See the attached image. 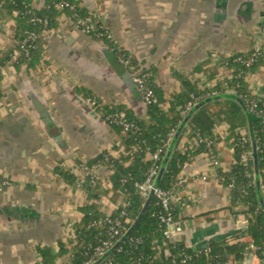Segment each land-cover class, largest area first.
Listing matches in <instances>:
<instances>
[{
    "label": "crops",
    "instance_id": "obj_1",
    "mask_svg": "<svg viewBox=\"0 0 264 264\" xmlns=\"http://www.w3.org/2000/svg\"><path fill=\"white\" fill-rule=\"evenodd\" d=\"M81 6L130 51L133 59L158 68L157 82L167 96L179 89L172 71L191 73L198 62L208 58L226 59L234 52L264 48V0H79ZM44 0H34L40 8ZM16 23L6 19L0 25V53L17 45ZM43 62L20 69L12 59L3 67L0 83V264H37L38 248L56 247L72 239L73 226L80 219L78 206L90 203L80 186H72L56 174L59 165L71 167L119 146L128 151L123 136L99 114L95 102L79 92L87 87L104 103H126L145 107L136 92L132 74L118 63L110 46L82 32L67 14L56 28L42 33ZM103 48L113 52L112 64ZM129 72L123 77L125 72ZM232 76L219 66L217 79ZM216 79V80H217ZM249 90L264 99V65L248 77ZM36 100V101H35ZM38 102V103H37ZM44 108L47 120L41 114ZM214 111L219 107L214 106ZM94 112V113H93ZM93 113V114H92ZM251 126L244 128V134ZM220 137L214 143L218 164L209 153L187 163L172 189L175 214L183 231L175 238L187 248L198 250L210 241H236L243 231L244 216L231 207L230 189L220 182L217 171H231L234 138L226 122L217 124ZM179 130L177 135H179ZM189 129L180 140L188 144ZM116 156L117 150H112ZM102 181H109L111 170L96 165ZM78 175V173H77ZM104 197V211L110 215L124 202L120 191ZM164 242V241H163ZM69 260L67 255L60 261ZM222 264H264L251 245Z\"/></svg>",
    "mask_w": 264,
    "mask_h": 264
},
{
    "label": "trees",
    "instance_id": "obj_2",
    "mask_svg": "<svg viewBox=\"0 0 264 264\" xmlns=\"http://www.w3.org/2000/svg\"><path fill=\"white\" fill-rule=\"evenodd\" d=\"M72 5L75 6L72 8ZM63 14L79 23L81 29L90 26V35L110 46L118 57L129 59L130 63L126 69L132 75L140 73L145 85L154 90L156 101L145 102L135 84L139 99L145 107V116H142L140 108L126 103H104L99 97L93 96L87 87H79V92H83L85 97H90L95 102L94 107L102 118L122 134L128 151H120L116 145L86 161L90 166L100 164L109 167L111 175L106 182L98 176H87L80 180L71 167L65 165L54 169L67 183L75 187L80 186L93 200L78 206L80 219L73 226L72 239L58 242L56 247H39L41 261L37 264H85L94 258L96 247L105 240L112 239L114 244L118 242L135 222L146 202L147 198L138 191V185L144 182L156 163L163 164L169 149L170 132L175 130L174 138L177 140L164 175L159 180V187L166 190L177 186L179 175L187 163L203 153L215 155L214 149L208 151L205 140H212L214 147L215 141L220 139L215 128L221 121L227 123L234 138L235 163L229 172L218 169L217 176L225 186L233 184L230 189L231 207H243L237 213L242 214L247 221L246 230L235 234L232 237L236 240L234 242L212 240L206 247L197 251L179 242L164 244L159 219L154 215L159 209L157 198L154 196L136 228L99 264H222L232 255L245 253L251 245H254L257 255L264 261V204L260 200L252 156L250 155L247 163L242 162V153L245 150L252 152V139H255L264 197V115L261 114V111H264V99L252 93L248 87V77L264 65V48L259 46L249 51L234 52L226 59H214L210 54L208 58L195 64L190 74L173 70L172 74L179 82V89L167 96L157 82L158 68L145 66L144 62L133 59L130 51L120 45L98 18L86 7L81 6L79 0H44L40 8L34 6V0H0V25L6 19H13L16 23L17 41L15 48L0 53V83L4 77L3 67L12 59L15 51L21 53L14 62L17 69L23 64L32 68L43 62L45 49L41 35L46 30L56 28ZM46 19L48 25L45 26ZM260 26H264V21ZM32 32L39 36L23 50L21 44ZM219 66L229 68L232 76L217 79L216 69ZM192 96L198 98L197 103L207 98L212 100L199 108L196 104L183 116L181 112ZM253 103L256 104L255 109H252ZM214 106L219 107V111H214ZM124 123L129 124L127 129ZM248 123L251 128L245 135L243 131ZM187 129L192 132H189V138L196 136L204 141L199 146L180 147V140ZM242 136L248 141L245 142ZM112 150H117L119 155H114ZM154 153H158L161 160H154ZM113 191L123 194L126 206L121 204L107 215L103 198H110ZM123 210L125 214H122ZM117 220L121 221L120 225H117ZM114 229H118L119 233L115 234ZM158 244L160 248L157 247ZM67 255L69 260L61 262L60 259ZM187 255L191 257L184 260Z\"/></svg>",
    "mask_w": 264,
    "mask_h": 264
},
{
    "label": "built area",
    "instance_id": "obj_3",
    "mask_svg": "<svg viewBox=\"0 0 264 264\" xmlns=\"http://www.w3.org/2000/svg\"><path fill=\"white\" fill-rule=\"evenodd\" d=\"M66 5H69V3H66ZM75 5H72L71 7L73 8ZM88 20H90V18H88ZM79 24V23H78ZM77 24L78 28L79 25ZM44 25H48V20L46 19L44 21ZM264 28V26H263ZM82 32L89 34L91 27L90 26H86V28H79ZM39 35L32 32L30 33L22 42L21 44V48L23 50H26L28 46H30L31 41L35 40ZM21 55L20 51L16 52L15 58L19 57ZM120 61L124 64V66L126 67L129 63L130 60L129 59H123L120 58ZM133 81L135 82V84L137 85L138 90L142 93L143 99L145 102L150 103L152 101H156V95L153 89L148 88L145 83H144V79L143 77L140 75V73L136 72L132 75ZM198 102V98L195 96H192V99L187 103L186 108L182 110V115L185 116L189 110L192 109L193 106H195ZM256 104L253 103L252 104V109H255ZM261 114L264 115V111H261ZM125 128L127 129L129 127L128 123H124ZM190 133H192L191 131H189ZM175 136V130L171 131L168 137V146H170L173 138ZM242 139L247 142L248 139L244 136H242ZM204 141L203 138H199L196 136H193V138H189L188 139V144L189 146H199L200 143ZM206 144H207V148L208 151L211 152V150L214 149L213 147V141L209 140H205ZM182 148L185 147V145H181ZM252 152H248V151H244L242 153V162L243 163H247L249 161L250 155ZM154 160H161L160 156L158 153H154L153 155ZM212 156V155H211ZM252 156V155H251ZM214 163L218 164V157L215 155L212 156ZM161 163H156L149 171L147 178L144 180V182L140 183L138 185V191L146 196V198L148 197L150 191L154 188V183L155 180L159 174L160 168H161ZM73 172H75L76 174L78 173V177L80 180L85 179V177L90 176V177H97V174L95 172V166H90L89 164H87L86 161H82L80 163H78L75 168L73 169ZM183 180L181 178H179V180L177 181V185L178 184H182ZM5 184H7L6 181L0 182V188L2 186H4ZM233 186L232 183H230L227 187L229 189H231ZM154 196H156L157 198V204L159 206V209L154 213V215L159 219V224L162 228L163 231V241L164 244H174L175 243V238L178 234H180L183 231V226L180 222V220L177 219L176 214H175V207L173 205V194H172V190H166L163 188H160L159 186L157 188H155V193ZM122 205H124L123 207H125V202L122 203ZM125 210H123L122 214H125ZM121 221L117 220V225H120ZM115 230V234L119 233L118 229H114ZM113 241L112 239L109 240H105L101 245H98L96 247V251L93 255L94 258H92L90 261H86L85 264H92L93 262H95L96 260H98L99 258H101L110 248H112L113 245ZM113 245V246H112ZM254 248V245H252ZM157 247L160 248V245L158 244ZM208 251V250H207ZM255 251V249H254ZM256 252V251H255ZM257 254V253H256ZM191 256L187 255L184 260L186 258H190Z\"/></svg>",
    "mask_w": 264,
    "mask_h": 264
},
{
    "label": "water",
    "instance_id": "obj_4",
    "mask_svg": "<svg viewBox=\"0 0 264 264\" xmlns=\"http://www.w3.org/2000/svg\"><path fill=\"white\" fill-rule=\"evenodd\" d=\"M104 49V52L106 53V55L110 58V61L112 62V64L115 65L114 61H113V58L112 56H114L113 52H111L108 48H103ZM118 60V63L120 64V66L124 65L120 60L119 58H117ZM122 68H124L122 66ZM128 74H130L128 71L125 72L123 74V77L127 76ZM130 87H134L135 86V82L133 81V83H130L129 84ZM210 100L212 99H205L203 100L202 102L200 103H197L196 107L199 108L203 105H205L206 103H208ZM36 101V100H35ZM38 103V102H37ZM194 110H192L193 112ZM94 113V112H93ZM92 113V114H93ZM41 114L44 115L46 117V119L48 120L49 119V114L48 112H46V110L44 108L41 109ZM177 138L175 137L172 144H170L169 146V149L164 157V162L160 168V171H159V174L155 180V183H154V188L150 191L147 199H146V202L139 214V216L137 217V219L135 220V222L131 225V227L126 231V233L122 236V238L120 240H118V242H116L114 244V246L112 248H110L101 258H99L98 260H96L95 262H93L92 264H99L101 261H103L109 254L112 253L113 250H115L116 248L119 247V245L127 239V237L130 235V233L132 232L133 229L136 228V226L139 224L140 220L144 217V215L146 214L147 212V209H148V206L150 205V202L152 200V198L154 197V193H155V188H157L159 186V180L163 177L164 175V172L166 170V164L170 158V155H171V152L174 148V145H175V142H176ZM252 158H253V162H254V165H255V178H256V184H257V188H258V192L260 194V200H261V203L264 204V197L262 195V186H261V181H260V173L258 171V165H259V154H258V145H257V142L255 139H252ZM11 207H4L2 209H0V214H2L3 212H9V209ZM240 225H244L242 227V230L245 231L246 230V226H247V221H240ZM206 247V244L203 245V248Z\"/></svg>",
    "mask_w": 264,
    "mask_h": 264
},
{
    "label": "rangeland",
    "instance_id": "obj_5",
    "mask_svg": "<svg viewBox=\"0 0 264 264\" xmlns=\"http://www.w3.org/2000/svg\"><path fill=\"white\" fill-rule=\"evenodd\" d=\"M264 29V28H263ZM41 40H42V35H41ZM250 248V247H249Z\"/></svg>",
    "mask_w": 264,
    "mask_h": 264
}]
</instances>
